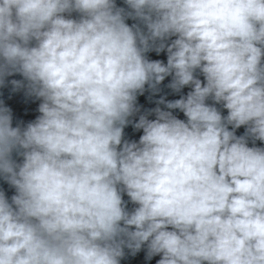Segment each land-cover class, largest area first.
Masks as SVG:
<instances>
[{
    "label": "clouds",
    "instance_id": "clouds-1",
    "mask_svg": "<svg viewBox=\"0 0 264 264\" xmlns=\"http://www.w3.org/2000/svg\"><path fill=\"white\" fill-rule=\"evenodd\" d=\"M123 3L0 0V264H264V0Z\"/></svg>",
    "mask_w": 264,
    "mask_h": 264
}]
</instances>
